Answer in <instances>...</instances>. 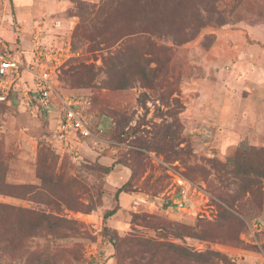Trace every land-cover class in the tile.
<instances>
[{"label": "rangeland", "instance_id": "1", "mask_svg": "<svg viewBox=\"0 0 264 264\" xmlns=\"http://www.w3.org/2000/svg\"><path fill=\"white\" fill-rule=\"evenodd\" d=\"M37 26L93 136L58 154L31 75L11 85L0 264H264V0H0L23 63Z\"/></svg>", "mask_w": 264, "mask_h": 264}, {"label": "built area", "instance_id": "2", "mask_svg": "<svg viewBox=\"0 0 264 264\" xmlns=\"http://www.w3.org/2000/svg\"><path fill=\"white\" fill-rule=\"evenodd\" d=\"M55 24L58 26L59 22ZM32 40V60L29 63H23L15 50L0 42V103L6 100L11 85L21 82L23 71H27L31 75L30 92L35 103L31 104L24 93L26 104L30 105L31 111L35 113H54L57 121L56 152L60 155L67 153L77 156L81 142L93 136L83 116V107H86L88 102L83 96H66L57 92L51 65L59 63L62 54L59 49H51L44 44L38 26L33 31ZM174 182L180 194L185 196L188 193V182L180 176H176Z\"/></svg>", "mask_w": 264, "mask_h": 264}, {"label": "trees", "instance_id": "3", "mask_svg": "<svg viewBox=\"0 0 264 264\" xmlns=\"http://www.w3.org/2000/svg\"><path fill=\"white\" fill-rule=\"evenodd\" d=\"M106 169L107 172H109L111 170V167H104ZM127 186V183H124L118 190L117 193L120 191H124L125 187ZM116 193V194H117ZM117 205H115L113 208L107 210L104 213V218H108L109 216L113 215L116 211H117ZM175 250L179 252L180 255H182V257L184 258H189L192 254L189 252H186L185 249H183V247H177L175 246Z\"/></svg>", "mask_w": 264, "mask_h": 264}, {"label": "crops", "instance_id": "4", "mask_svg": "<svg viewBox=\"0 0 264 264\" xmlns=\"http://www.w3.org/2000/svg\"><path fill=\"white\" fill-rule=\"evenodd\" d=\"M58 22H60V21H58ZM134 200V201H133ZM137 200H139V198H137L136 197V199H135V197H132V199H131V202L132 203H134V202H136V203H138V201ZM115 204H117V203H115ZM120 204V203H119ZM117 211L113 214V215H111V216H109V217H112L110 220H112L113 219V217H115V214H118L120 211H123V209H124V206H122V204H121V206L119 207L118 206V204H117ZM110 220L108 221V222H110ZM108 225H110L109 223H108Z\"/></svg>", "mask_w": 264, "mask_h": 264}]
</instances>
